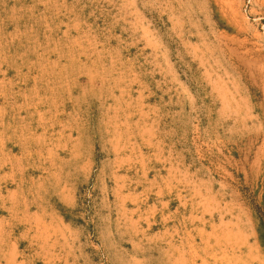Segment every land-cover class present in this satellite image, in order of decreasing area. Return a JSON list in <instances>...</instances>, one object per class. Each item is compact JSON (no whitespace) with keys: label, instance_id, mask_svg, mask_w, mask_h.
<instances>
[{"label":"rangeland","instance_id":"374dc122","mask_svg":"<svg viewBox=\"0 0 264 264\" xmlns=\"http://www.w3.org/2000/svg\"><path fill=\"white\" fill-rule=\"evenodd\" d=\"M261 222L264 0H0V264H264Z\"/></svg>","mask_w":264,"mask_h":264},{"label":"trees","instance_id":"16d2710c","mask_svg":"<svg viewBox=\"0 0 264 264\" xmlns=\"http://www.w3.org/2000/svg\"><path fill=\"white\" fill-rule=\"evenodd\" d=\"M259 240L261 243V246L264 248V223L261 222L260 228H259Z\"/></svg>","mask_w":264,"mask_h":264},{"label":"bare ground","instance_id":"6f19581e","mask_svg":"<svg viewBox=\"0 0 264 264\" xmlns=\"http://www.w3.org/2000/svg\"><path fill=\"white\" fill-rule=\"evenodd\" d=\"M8 156V155H7Z\"/></svg>","mask_w":264,"mask_h":264}]
</instances>
